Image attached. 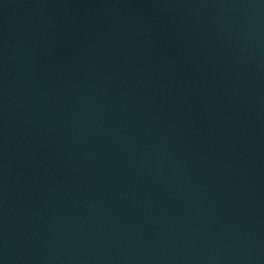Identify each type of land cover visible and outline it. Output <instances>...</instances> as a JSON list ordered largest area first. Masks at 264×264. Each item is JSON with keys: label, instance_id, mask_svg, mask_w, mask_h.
I'll return each instance as SVG.
<instances>
[{"label": "water", "instance_id": "1", "mask_svg": "<svg viewBox=\"0 0 264 264\" xmlns=\"http://www.w3.org/2000/svg\"><path fill=\"white\" fill-rule=\"evenodd\" d=\"M0 264H264V0H0Z\"/></svg>", "mask_w": 264, "mask_h": 264}]
</instances>
